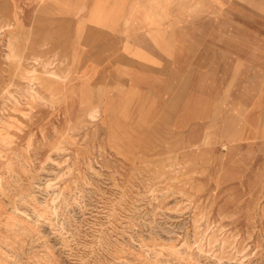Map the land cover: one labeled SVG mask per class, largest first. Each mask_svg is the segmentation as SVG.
I'll list each match as a JSON object with an SVG mask.
<instances>
[{
	"label": "rangeland",
	"instance_id": "obj_1",
	"mask_svg": "<svg viewBox=\"0 0 264 264\" xmlns=\"http://www.w3.org/2000/svg\"><path fill=\"white\" fill-rule=\"evenodd\" d=\"M164 2L134 85L0 0V264H264V0Z\"/></svg>",
	"mask_w": 264,
	"mask_h": 264
},
{
	"label": "crops",
	"instance_id": "obj_2",
	"mask_svg": "<svg viewBox=\"0 0 264 264\" xmlns=\"http://www.w3.org/2000/svg\"><path fill=\"white\" fill-rule=\"evenodd\" d=\"M43 1L48 4L40 5L42 11L37 13L39 20L54 26L60 24L72 37L77 33L76 27H80L76 42L70 45L80 50V66H115L112 67L114 78L119 76L122 80L127 76L129 84L134 82L135 85L136 80L152 79V67L161 68L167 63L163 50L167 46L166 0ZM110 48H123L127 53L112 60L103 51L98 54L100 50ZM86 49H94V59H85Z\"/></svg>",
	"mask_w": 264,
	"mask_h": 264
}]
</instances>
